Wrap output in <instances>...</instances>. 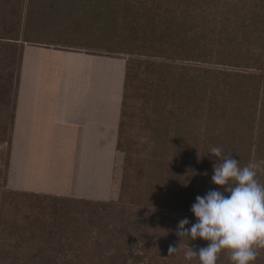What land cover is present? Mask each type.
<instances>
[{"label": "trees", "instance_id": "obj_1", "mask_svg": "<svg viewBox=\"0 0 264 264\" xmlns=\"http://www.w3.org/2000/svg\"><path fill=\"white\" fill-rule=\"evenodd\" d=\"M23 44L129 57L118 141L126 161L119 203L2 181L0 264H189L185 246L210 242L181 240L178 222L195 223L196 197L222 190L210 149L241 167L264 160V0H0V147ZM256 178L264 184V171ZM170 245L180 250L169 255ZM216 264H232L230 252Z\"/></svg>", "mask_w": 264, "mask_h": 264}, {"label": "water", "instance_id": "obj_2", "mask_svg": "<svg viewBox=\"0 0 264 264\" xmlns=\"http://www.w3.org/2000/svg\"><path fill=\"white\" fill-rule=\"evenodd\" d=\"M107 60L24 48L6 181L13 191L114 200L124 71Z\"/></svg>", "mask_w": 264, "mask_h": 264}, {"label": "clouds", "instance_id": "obj_3", "mask_svg": "<svg viewBox=\"0 0 264 264\" xmlns=\"http://www.w3.org/2000/svg\"><path fill=\"white\" fill-rule=\"evenodd\" d=\"M225 153L221 147H212L209 153L215 158L212 182L222 190L198 195L191 207L196 222L184 218L177 225L181 240L210 242L198 251L189 243L185 246L184 260L189 264L197 257L200 264H216L223 250L230 252L232 264H255L258 249L264 248V184L256 178L264 171V160L241 167L240 160ZM179 250V245H170L168 253Z\"/></svg>", "mask_w": 264, "mask_h": 264}, {"label": "rangeland", "instance_id": "obj_4", "mask_svg": "<svg viewBox=\"0 0 264 264\" xmlns=\"http://www.w3.org/2000/svg\"><path fill=\"white\" fill-rule=\"evenodd\" d=\"M37 47V48H45V47H40L37 45H28V44H23L22 45V51L24 50L25 47ZM47 50L50 49H54V50H59V51H63V52H70L73 53L74 55H78V54H86V55H90V56H98L105 59H108L107 61L109 62H115V63H119L122 66V70L124 71V75L122 76V80H123V84H122V88L123 90L121 91V96H120V100H121V109H120V115L123 114V110L125 108V101H126V93H127V88H126V79H127V71H128V67H129V57L128 56H113V55H106V54H89L87 52H85L84 50H68V49H57L54 47L51 48H45ZM18 88H19V81H18ZM120 119H123V117H121ZM128 120V119H127ZM121 122V120H120ZM119 128H120V124H119ZM130 130V128H126V131L128 132ZM120 131V130H119ZM7 141L9 140V144L8 146L3 145L0 149V184L3 183L5 184V188L7 190L13 191L11 188H9L7 186V172L9 170V160H10V149H11V144H12V140H13V125H12V132L10 134V139L9 137L7 138ZM3 140H5V138H3ZM119 141V140H118ZM125 149V148H124ZM117 151H118V158H117V162L115 161L114 166L116 169V176L113 178V188H114V192H113V197L110 196L111 199H114L112 201H103L105 203H119L122 197V184H123V179H124V169H125V161H126V154L121 151L118 150L117 147ZM17 192H21V191H17ZM23 193H29V192H23ZM34 194V193H33ZM43 195V194H40ZM95 202H101V201H95Z\"/></svg>", "mask_w": 264, "mask_h": 264}, {"label": "crops", "instance_id": "obj_5", "mask_svg": "<svg viewBox=\"0 0 264 264\" xmlns=\"http://www.w3.org/2000/svg\"><path fill=\"white\" fill-rule=\"evenodd\" d=\"M71 117H72V111L70 112L68 118H71ZM93 117H94V116H93ZM83 119H84V118H83ZM116 152H117V150H116Z\"/></svg>", "mask_w": 264, "mask_h": 264}]
</instances>
